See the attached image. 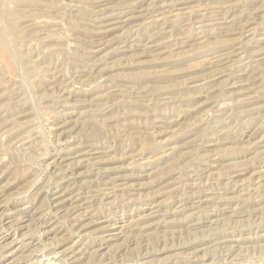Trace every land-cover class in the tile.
<instances>
[{
  "label": "rangeland",
  "instance_id": "1",
  "mask_svg": "<svg viewBox=\"0 0 264 264\" xmlns=\"http://www.w3.org/2000/svg\"><path fill=\"white\" fill-rule=\"evenodd\" d=\"M0 264H264V0H0Z\"/></svg>",
  "mask_w": 264,
  "mask_h": 264
},
{
  "label": "bare ground",
  "instance_id": "2",
  "mask_svg": "<svg viewBox=\"0 0 264 264\" xmlns=\"http://www.w3.org/2000/svg\"><path fill=\"white\" fill-rule=\"evenodd\" d=\"M140 6V5H139ZM156 13V12H155ZM143 14V13H142ZM221 17V16H220ZM218 21V20H217ZM116 22V21H115ZM160 26V25H159ZM217 27V26H216ZM87 29V28H86ZM145 32V31H144ZM183 44V43H182ZM238 84V83H237ZM65 122V121H64ZM59 197H57L58 200ZM56 199V198H55ZM60 201V200H59ZM58 202V201H57ZM62 202H59L57 205H59ZM117 226H109L104 228L103 233L105 234L103 237V241H111L114 240V238L118 235V233H114L115 230H117ZM2 248V247H1Z\"/></svg>",
  "mask_w": 264,
  "mask_h": 264
}]
</instances>
